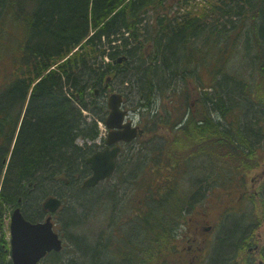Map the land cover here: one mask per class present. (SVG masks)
I'll return each mask as SVG.
<instances>
[{
  "label": "trees",
  "instance_id": "1",
  "mask_svg": "<svg viewBox=\"0 0 264 264\" xmlns=\"http://www.w3.org/2000/svg\"><path fill=\"white\" fill-rule=\"evenodd\" d=\"M115 92L137 97L144 135L113 180L83 189ZM263 142L264 0H0V264L10 214L42 220L52 195L73 248L50 264L165 263L160 246L217 185L250 216L235 191ZM224 226L211 264L246 232Z\"/></svg>",
  "mask_w": 264,
  "mask_h": 264
},
{
  "label": "water",
  "instance_id": "2",
  "mask_svg": "<svg viewBox=\"0 0 264 264\" xmlns=\"http://www.w3.org/2000/svg\"><path fill=\"white\" fill-rule=\"evenodd\" d=\"M107 105L109 114L105 123L110 130L107 138L108 146L122 141L130 143L143 135L142 129L134 126L131 121L126 122L128 112L122 108L121 94H112ZM119 152L120 147L113 149L108 147L88 158L87 163L90 165L92 175L83 183L84 189L94 188L114 174ZM61 206L62 200L58 197H50L44 203L45 211L52 214ZM10 232L13 264H39L48 254L63 249V241L54 229L52 216L43 222L33 223L24 217L20 208H17L11 215Z\"/></svg>",
  "mask_w": 264,
  "mask_h": 264
},
{
  "label": "rangeland",
  "instance_id": "3",
  "mask_svg": "<svg viewBox=\"0 0 264 264\" xmlns=\"http://www.w3.org/2000/svg\"><path fill=\"white\" fill-rule=\"evenodd\" d=\"M198 7L199 6L196 5L194 10H197ZM159 100H161V99H159ZM136 102H137V97L134 94H131V102L125 103L124 108L129 111V119L128 120L134 121L135 123L139 124V122L142 120L141 116L139 115L138 112H135L132 109L133 104H136ZM160 107L161 106L159 105L158 108H156V110L152 114L157 115L158 113L159 114L163 113V107H161V108ZM84 114L87 115V113H85V112H84ZM153 115H151V116L155 117ZM100 128L102 131V137L104 139H103V141L99 140V144L101 146H105V140H106L108 132H107L106 127L103 124H100ZM82 143H83V141L79 140V144H82ZM135 145L137 146V149H136V151H137L138 148L140 147L137 144V142H134L133 144L128 145L124 148V151L122 152L123 156L121 158V161L124 163V166H127L128 163L129 164L132 163L131 160H129L128 163H126V162L128 160L127 157L129 156V154H133V149H134ZM155 145H156V143H155ZM261 154H264V153L263 152L260 153V159H259V163H258L259 166L256 169L249 171L247 176L245 177L248 179V183L245 185L243 195H245L246 192L248 194H252V182H251L252 178L257 179L256 187H259V188H260L259 180L263 181V179H264L261 176V174L263 172L262 171L263 166H264V155H261ZM142 155L144 157H146V152L143 151ZM130 167H131V165H130ZM132 177L130 179H132ZM125 181L122 183V192H121V195L125 194L124 199H123V203H126L129 200L131 193H132V189H133V183H131V184L127 183L126 179H125ZM116 182H117V180H116ZM214 188H215L214 191H211V193L208 194V196L206 198L203 199L201 197V198H199L198 202L195 203L193 209L189 212V215L186 218L184 226L180 229L179 235H181L182 233L186 234V233L192 232L190 229L196 225V221L198 219L205 220V221H207V224H209V226L214 227V222L216 221L217 217L219 216V212L221 213V211L223 209H225L226 211L230 210L229 206H230V203H232V201L227 199L226 194H222L223 188L220 187L219 185H217ZM259 188H257L256 191H258ZM259 192H261V191H259ZM235 194H237L236 191H235ZM214 195H215V197H214ZM213 197H214V199H213ZM95 201H93V202L95 203ZM254 204H256L255 214L257 216H259L260 218L264 219V198H263V196L259 195L257 198H255ZM59 215H60V212L57 213L56 215H54V222H55V228H56L57 232L61 235L62 239L65 241V244H67V247L61 253L63 258H64L63 261L65 262V261H69V259L72 257V255L70 254L71 253L70 250L73 248V246H72L71 242L69 241L68 235H64V237L62 236L63 231H65V229L63 230V227L61 226L63 214H61V216H59ZM221 218H223V216ZM228 221L229 220H227L226 222H228ZM225 223H224V225H225ZM8 224H9V222H8ZM224 225L221 228V233L223 232V227H225ZM97 228L98 227H97L96 223L91 224V229L93 230L92 232H95L97 230ZM83 233L84 232H81L80 234H83ZM172 239H173L172 237H168V239H167L168 241L166 242V245H164V243H163L159 249L167 251L169 248H171L172 247V245H171ZM175 242L177 245H179L180 243H182V240L179 237V239H176ZM66 251H68L69 253L67 254ZM50 263L51 262H50V257H49V258L45 259L41 264H50ZM102 264H105V263H102Z\"/></svg>",
  "mask_w": 264,
  "mask_h": 264
},
{
  "label": "flooded vegetation",
  "instance_id": "4",
  "mask_svg": "<svg viewBox=\"0 0 264 264\" xmlns=\"http://www.w3.org/2000/svg\"><path fill=\"white\" fill-rule=\"evenodd\" d=\"M261 176L264 178V172ZM263 181L259 180V188L256 187L257 179H251L253 195H249V198H252V196L257 198L259 195L264 197ZM245 182L247 184L248 179H246ZM257 188H259L258 191H256ZM250 212L251 215L245 218L244 215L239 216L240 211L238 209L234 212V216L231 217L232 220L239 222L241 225L240 228H244L246 232L242 234V237L239 239L240 242L231 253L228 264H264V242H262L264 239V220L257 216L254 210H250ZM219 221H221L220 218ZM203 225H206L205 221L197 220L196 225L190 229L193 233L189 235L190 237H187L186 234H182V244L170 249L167 264L212 263L222 233L221 229L215 227L214 233L211 234L212 226L207 228ZM211 236L214 237L216 248L212 255L207 256L205 255L206 248Z\"/></svg>",
  "mask_w": 264,
  "mask_h": 264
},
{
  "label": "bare ground",
  "instance_id": "5",
  "mask_svg": "<svg viewBox=\"0 0 264 264\" xmlns=\"http://www.w3.org/2000/svg\"><path fill=\"white\" fill-rule=\"evenodd\" d=\"M85 113H87V115H89V113H88V112H86V111H85ZM89 116H90V115H89ZM82 144H83V143H82ZM94 154H95V153H94ZM92 155H93V154H92ZM92 155H91V156H92ZM91 156H90V157H91ZM87 160H88V159H87Z\"/></svg>",
  "mask_w": 264,
  "mask_h": 264
}]
</instances>
